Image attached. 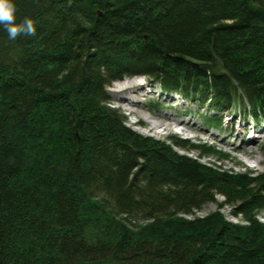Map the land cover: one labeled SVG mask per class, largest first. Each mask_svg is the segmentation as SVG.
I'll list each match as a JSON object with an SVG mask.
<instances>
[{"label":"trees","instance_id":"trees-1","mask_svg":"<svg viewBox=\"0 0 264 264\" xmlns=\"http://www.w3.org/2000/svg\"><path fill=\"white\" fill-rule=\"evenodd\" d=\"M15 5L16 22L31 17L37 30L10 40L0 27V264H264V171L207 165L186 152L205 146L143 136L106 92L142 74L177 91L194 74L200 91L233 98V78L264 106V9L249 0L107 2L88 33L54 0ZM217 63L225 74L209 71ZM211 203L253 226L216 214L170 234L179 214Z\"/></svg>","mask_w":264,"mask_h":264},{"label":"bare ground","instance_id":"bare-ground-1","mask_svg":"<svg viewBox=\"0 0 264 264\" xmlns=\"http://www.w3.org/2000/svg\"><path fill=\"white\" fill-rule=\"evenodd\" d=\"M60 1L61 0H56L55 4L57 7H63V10H65L67 13L74 11L73 14L77 23L83 27H86L88 33H90V31L98 28L99 25L102 24L101 22L98 23L97 21L98 19L105 17L107 2L112 4L111 10H115L122 8V4L125 0H99V2L93 1V4L90 0H86L84 2L82 0V3L79 2L77 4H75V0H64V4L58 3ZM249 1L253 5L264 9V6L260 2L256 0ZM71 5H75V7H77L79 10H73ZM96 22L98 24H96ZM147 37L148 36H145V38ZM53 54L56 55L54 52ZM185 60L187 66L189 65L192 67V69L194 67H198V62L195 60L191 58H185ZM259 66L264 67V62H261ZM209 71L216 75H222L225 74L226 68L225 66L223 67L221 64L217 63L209 66ZM198 77L194 74H189V84L187 83L186 85L184 84L183 87H177L178 89L184 90L188 94L186 96L181 93H177L178 89H175L177 91H170L163 88L159 81L147 76L146 74L135 76L125 75L123 78L117 79L106 87V92L110 98L108 106L120 110L119 107H116L112 103L113 97L110 90L112 85L117 82H121L119 89L117 90L122 91L121 93L124 94V96L120 97L119 102L126 104L129 110H134V105L143 104L145 102L144 99L149 97V95L160 92L161 98H165V100H168L172 104L168 106H160L159 102L161 101H148L152 102L151 106L154 109L166 113L163 115L161 114L165 121L162 123L154 121V118H152L150 115L146 116V118H148L153 123L155 130H169L170 132L175 133L168 135L166 140H169V138L172 136L188 141L194 146L196 145V147L205 146L209 148L210 151L208 150V152L204 154H200L196 148L186 149V152L189 153L191 151H198V156L193 157H196L200 162L207 165L215 164L210 163L209 161H203L202 159L205 157H215L216 159L222 161L223 158L219 155L227 154V152L218 153L216 148L217 144L225 145L224 143L226 142H229V144L233 143L231 138L241 135L250 136V134H252V136H254L250 138L252 141L255 140V137H257L256 134L258 132L264 135V106L260 100L262 99V96H257L258 103L255 104L248 100L243 93V90L246 91L245 87H241V85L239 83L237 84L233 78H230V83L228 84L230 87L227 86L229 92L235 91V95L233 98H231L227 95L228 92L226 93V90L223 91L224 93L215 92L211 89L200 91V87L198 86L200 78ZM128 79H133L136 83L133 81H127ZM136 84L140 85L138 86V89H135ZM139 89L141 90L140 92ZM177 96L182 97H179L182 99L180 100V103L182 102V104H188L190 102L193 104V106L191 105L188 108L186 106L183 109L177 110L174 107ZM121 100L125 103L121 102ZM120 106L122 105L120 104ZM166 122H170V125H165ZM227 134H229V136ZM220 139H224V141ZM192 140L199 141L193 142Z\"/></svg>","mask_w":264,"mask_h":264},{"label":"rangeland","instance_id":"rangeland-1","mask_svg":"<svg viewBox=\"0 0 264 264\" xmlns=\"http://www.w3.org/2000/svg\"><path fill=\"white\" fill-rule=\"evenodd\" d=\"M63 1V2H62ZM91 3L93 1L95 2H99V0H90ZM56 2V0H54V3ZM61 4H64V0H61L60 2ZM60 4V5H61ZM93 4V3H92ZM52 7V6H51ZM71 8L73 10H75V6L71 5ZM53 9V7L51 8ZM19 8H17V13H18ZM50 11V8H49ZM72 13H74V11H71ZM76 12V11H75ZM51 13V12H49ZM127 81H133L134 83L135 80L131 79V80H127ZM121 83V82H120ZM120 83H114L111 87V92H112V103L116 106L119 107L121 112L127 117V125L134 131H136L137 133L143 135V136H150L153 137L155 139H160L162 141L168 142V140H166V138L168 137V135L170 134H175L174 132H170L169 130H162V129H158L155 130V127L153 125V123L146 118L147 115L152 116V118H154V121L157 122H165L164 118L161 116V114H166L165 112H156L157 114H153V107L151 106L152 102H148V101H153V102H159L160 106H168L171 105L172 103L169 102L168 100H165V98H161L160 96V92L156 93V94H151L149 95V97H146L144 100L145 102L143 104H138V105H134L135 109L134 110H129L126 106V104H122L119 102L120 97L124 96L123 93H121L122 91H118L117 89H119V85ZM138 86H140L139 84H136V88L138 89ZM117 91V92H116ZM141 90L139 89V92ZM178 97V98H177ZM176 100H175V104L174 107L177 110L183 109L187 106V108L189 106H193L192 103H188L185 104L182 102L180 103V100H182L181 96H177ZM181 97V98H179ZM121 102L125 103L124 101L121 100ZM179 102V103H177ZM120 104L122 106H120ZM173 112V111H171ZM155 113V112H154ZM176 116V115H175ZM170 125V122H166L165 125ZM33 127L31 128L32 130H37L36 125H32ZM31 127V125H30ZM171 127V126H170ZM40 129V128H39ZM229 136V134H227ZM260 135V136H258ZM257 137H255V140L252 141L250 138L254 137L252 136V134H250V136L248 135H241V136H236L231 138V140L233 141V143L226 142L224 143L225 145H219L217 144V147L221 148L223 151L227 152L228 154H224V155H219L222 156V161L216 159L215 157H205L202 160L203 161H209L210 163H215L218 166L223 167L224 169H233L237 172H245V171H251L255 174L258 173H262L264 171V135H262V133L258 132L256 134ZM222 141H224V139H220ZM193 142H198L196 140H192ZM235 142V143H234ZM169 143V142H168ZM189 154L191 156H198L199 152L198 151H191L189 152ZM216 198L218 200V203H224V197L222 195H216ZM233 208L230 205H225L224 207H220L218 204L216 203H211L209 204L207 207H205L203 210L201 211H196L194 214L191 215H185V214H179L177 216V218L181 219V222H174L173 225L169 224V229L170 230V234H174L175 236L178 235L177 237H179V233L181 231H183V233H185V229L187 228H191L189 226H187V221L185 219H187L188 221H193L195 219H199V218H207L210 217L212 215H216L219 214L221 217L223 216L224 221L226 222H232L235 224H240V225H244L245 227H252L253 226V222H248L245 221L243 218L241 217H236L233 215L232 213ZM256 219L259 221V223L261 225H264V212L260 214L259 217H256ZM186 221V222H184ZM147 223V222H146Z\"/></svg>","mask_w":264,"mask_h":264},{"label":"clouds","instance_id":"clouds-1","mask_svg":"<svg viewBox=\"0 0 264 264\" xmlns=\"http://www.w3.org/2000/svg\"><path fill=\"white\" fill-rule=\"evenodd\" d=\"M17 21V8L15 0H0V27L8 34L10 40H15L19 35H35L36 24L31 17H24Z\"/></svg>","mask_w":264,"mask_h":264},{"label":"water","instance_id":"water-1","mask_svg":"<svg viewBox=\"0 0 264 264\" xmlns=\"http://www.w3.org/2000/svg\"><path fill=\"white\" fill-rule=\"evenodd\" d=\"M256 1L260 2L264 6V0H256Z\"/></svg>","mask_w":264,"mask_h":264}]
</instances>
